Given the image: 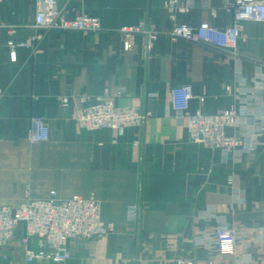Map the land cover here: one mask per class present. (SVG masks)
Returning <instances> with one entry per match:
<instances>
[{
    "label": "crops",
    "instance_id": "crops-1",
    "mask_svg": "<svg viewBox=\"0 0 264 264\" xmlns=\"http://www.w3.org/2000/svg\"><path fill=\"white\" fill-rule=\"evenodd\" d=\"M36 1L0 0V206L18 208L52 192L99 200L114 231L70 241L72 257L60 264H264V23L241 24L233 55L166 32L204 21L228 28L234 0H178L186 10L174 18L167 0L59 6L69 17L98 18L96 33L36 28ZM140 24L159 31L158 39L119 31ZM180 85L192 87V109L238 111L236 153L190 140L186 119L171 109ZM105 94L144 114L142 125L81 129L75 116L87 103L82 98ZM34 118L48 123L49 141L29 140ZM223 225L239 235L231 256L214 242ZM0 264H26L22 250L6 248Z\"/></svg>",
    "mask_w": 264,
    "mask_h": 264
},
{
    "label": "built area",
    "instance_id": "built-area-1",
    "mask_svg": "<svg viewBox=\"0 0 264 264\" xmlns=\"http://www.w3.org/2000/svg\"><path fill=\"white\" fill-rule=\"evenodd\" d=\"M165 7L174 18L176 12L186 8L178 6V0H167ZM230 10L234 15V24L221 29L207 21L198 26L176 24L166 32L173 40L190 43L208 44L233 55L238 54V41L241 24L246 21L264 23V0H234ZM35 27L56 31L79 30L96 33L102 30L98 18L86 14L67 16L59 9L58 0H37ZM125 36L143 35L150 42L158 39L159 31L144 24L125 26L119 30ZM33 37L30 42L39 40ZM11 46L12 43H10ZM74 94V93H73ZM72 94V95H73ZM3 92L0 90V99ZM87 102L76 112L75 119L81 129L86 131L121 130L142 125L145 115L132 107H120L108 95L83 97ZM194 99L190 85L176 86L171 91V109L186 119L190 140L209 149L222 150L227 155L236 153L242 145L236 130L241 127V119L234 108L224 109L217 114H207L201 109H192ZM70 96L61 98V104L68 106ZM228 129L233 134L227 133ZM33 143L47 142L51 138L48 123L42 118H34L28 131ZM114 231V224L102 219L101 202L93 197L73 196L61 199L56 192L48 198H29L18 208L0 206V256L13 245L22 250L26 264L47 260L53 263H65L72 257L70 241H83L103 238ZM239 235L226 225L216 228L214 242L223 256L235 254ZM177 264H192L179 259Z\"/></svg>",
    "mask_w": 264,
    "mask_h": 264
},
{
    "label": "water",
    "instance_id": "water-1",
    "mask_svg": "<svg viewBox=\"0 0 264 264\" xmlns=\"http://www.w3.org/2000/svg\"><path fill=\"white\" fill-rule=\"evenodd\" d=\"M65 1H66V0H58V6H61L62 4H64ZM227 133H228L229 135H232V134H233V130H232V129H228V130H227Z\"/></svg>",
    "mask_w": 264,
    "mask_h": 264
}]
</instances>
